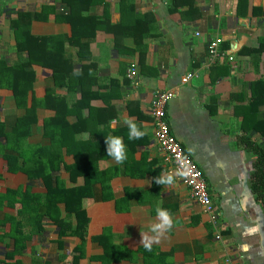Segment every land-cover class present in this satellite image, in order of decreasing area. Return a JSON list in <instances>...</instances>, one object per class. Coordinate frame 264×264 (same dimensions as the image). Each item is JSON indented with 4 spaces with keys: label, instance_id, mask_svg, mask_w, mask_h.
<instances>
[{
    "label": "crops",
    "instance_id": "obj_1",
    "mask_svg": "<svg viewBox=\"0 0 264 264\" xmlns=\"http://www.w3.org/2000/svg\"><path fill=\"white\" fill-rule=\"evenodd\" d=\"M53 2L56 0H0V75L3 66L12 67L18 60L13 25L17 12L41 13ZM88 12L104 20L83 52L89 58L78 62V47L65 44L64 49L76 63L75 70L81 64L95 67L93 84L83 86L87 92H98L89 103L97 116H103L102 108L114 115L108 127L122 131L119 137H128L127 118L134 119L146 134L123 164L112 157L97 160L99 170L116 172L109 177L112 198L82 200L89 222L84 257L78 264H101L92 257L103 251L98 240L104 228L109 229L110 241L122 248L118 259L109 264H143L140 232H147L155 222L157 207L169 210L174 220L165 238L153 245L156 253L166 254L167 264H264V210L249 189L254 158L242 140L249 134L264 146V136L256 130L261 126L257 128L255 122L258 116L264 119V0H96ZM29 32L38 37L69 36L71 27L49 11L45 18L30 21ZM219 37L221 55L212 61L208 44ZM19 56L26 59L25 52ZM131 63L137 66V84L127 77ZM29 69L34 79L25 107L17 105L10 88L0 85V134L11 133L17 120L33 106L36 121L23 147L55 146L61 150L62 166L71 164L67 134L63 136L65 131L56 129L53 122L60 116L53 107L57 103L45 97L48 93L65 97L69 124L78 121L77 110L85 116L88 108H76L82 95L55 86L50 69L35 63ZM190 72L197 76L182 82V76ZM157 90L173 92L166 118L207 181L221 226L220 239L214 238L207 216L177 178L167 188L154 181L167 172L150 113L152 94ZM84 133H77V139ZM5 136H0V144L6 145ZM125 164H130L128 173L122 172ZM55 175L66 187L84 183L83 176L69 179L63 167ZM25 184H32V192L45 191L38 181L30 183L25 175L8 172L0 156V194ZM17 208L4 201L0 220L4 215L14 216ZM44 228L21 255L7 259L13 248L10 223L0 221V264L15 260L17 264H70L81 239L63 236L60 245L57 227L45 223Z\"/></svg>",
    "mask_w": 264,
    "mask_h": 264
},
{
    "label": "trees",
    "instance_id": "obj_2",
    "mask_svg": "<svg viewBox=\"0 0 264 264\" xmlns=\"http://www.w3.org/2000/svg\"><path fill=\"white\" fill-rule=\"evenodd\" d=\"M95 3L96 0H56L53 4L44 6L41 13L32 14L29 11L26 13L19 11L17 18L13 21L18 60L12 67L3 66L0 85L10 88L17 105L25 107L27 93L34 79V72L29 67L34 63L39 64L51 70L55 86H63L68 92L78 91L82 99L80 98L77 102L76 108H88V113L84 116L82 110H77L78 121L69 124L66 115L70 109L66 108L65 97L52 93H48L45 97L46 99L52 98L57 103L53 107L60 113V116L53 118V122L56 123L54 126H58L56 129L60 132L65 131L63 136L67 134L65 137L68 141L66 153L73 156V162L63 163V166L60 148H55V146L46 149L23 147L24 139L28 137L30 128L36 121L33 106L27 109V115L24 118L17 120L11 133L6 136L0 134V136H5L6 140V145L0 144V156L6 161L7 171L25 175L30 183L38 181L45 189L44 192H32V184H25L18 185L16 188H7L4 193L0 194V207L4 201H8L11 205H18L14 216L4 215L3 220H0L10 223L8 234L13 240V248L6 254L7 259L21 255L32 237L41 235L45 229L44 224L49 223L57 227L56 241L60 245L63 242V236H76L81 239V243L74 247L73 259L70 262V264H78L79 260L84 257L85 235L89 222L82 200L88 197L95 201H106L112 198L109 177L111 178L116 172L99 170L96 162L98 159L110 157L106 154L105 138L109 135H122V131L111 130L108 127L109 120L114 116L110 114V111L108 113L107 109L102 108L105 114L97 116L95 107L90 105V98L98 97L95 95L98 92L94 90L87 92L83 89L84 85L93 84L91 78L94 65L81 64L80 68L75 70L76 63L64 49L65 44L78 47L76 54L78 62L89 58L83 52L88 50L89 42L95 31L104 23L103 19L88 12ZM49 11L54 12L57 20L70 24L71 34L69 36L38 37L30 34V21L45 18V14ZM22 52L26 53V59L19 56ZM23 59L25 61H22ZM254 102L260 103L255 99ZM255 122L257 128L261 126L256 130L264 136V119L260 120L258 116ZM82 131L88 134L87 139H77L76 134ZM68 136L71 140H68ZM122 138L126 146L127 157L130 158L140 143L139 139L130 140L126 135ZM242 140L254 158L249 175V189L264 210V146L256 140L253 141L249 134ZM61 167L68 172L69 179L73 180L77 176H83L84 183L79 186L66 187L55 175ZM124 167L125 171L122 172L128 173L130 164H125ZM121 199L117 200V203L122 202ZM108 232L109 229L104 228L99 236L98 243L102 247V253L92 257V260L100 261L101 264H109L117 260L119 251L122 249L110 241ZM140 251L143 253V264H167L166 254L156 253L153 247L151 251L141 247ZM3 264L10 263L3 262ZM13 264H17V260Z\"/></svg>",
    "mask_w": 264,
    "mask_h": 264
},
{
    "label": "built area",
    "instance_id": "obj_3",
    "mask_svg": "<svg viewBox=\"0 0 264 264\" xmlns=\"http://www.w3.org/2000/svg\"><path fill=\"white\" fill-rule=\"evenodd\" d=\"M221 41L222 39L219 37L211 40L208 44V53L212 61L221 55L219 48ZM228 59L232 60L233 58L232 56H228ZM137 75V66L135 63H131L127 70V77L131 79L134 84H137ZM196 76V73L190 72L182 76L181 81L185 83ZM172 97L173 92L170 90H157L153 92L150 102L154 138L159 154L167 172H170L179 166V157H183L184 160L189 163L190 174L186 178L177 177V179L188 189L190 198L199 204L202 212L207 216L208 222L213 229L214 238L220 239L221 226L218 215L213 209L207 181L197 164L185 152L179 140L172 133L167 121L166 106Z\"/></svg>",
    "mask_w": 264,
    "mask_h": 264
},
{
    "label": "clouds",
    "instance_id": "obj_4",
    "mask_svg": "<svg viewBox=\"0 0 264 264\" xmlns=\"http://www.w3.org/2000/svg\"><path fill=\"white\" fill-rule=\"evenodd\" d=\"M124 122L127 124L129 129L128 137L130 140L142 138L146 134L143 130H141V127L138 126L134 119L127 118ZM82 135L84 139L88 138L87 133ZM105 144L106 154L112 157L117 164H123V162L127 159V151L123 138L109 135L105 138ZM178 165L179 166L176 169L154 177L155 183L167 188L175 184L177 177L186 178L190 174L189 163L185 161L183 157H179ZM173 226L174 220L169 210L157 207L155 222L149 225L147 232H140V244L146 250L151 251L153 245L160 243V241L165 238L166 233H168Z\"/></svg>",
    "mask_w": 264,
    "mask_h": 264
}]
</instances>
